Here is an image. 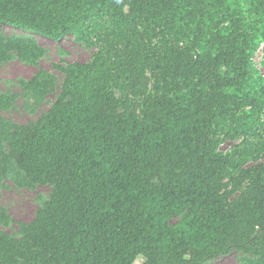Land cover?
<instances>
[{"label":"trees","instance_id":"obj_1","mask_svg":"<svg viewBox=\"0 0 264 264\" xmlns=\"http://www.w3.org/2000/svg\"><path fill=\"white\" fill-rule=\"evenodd\" d=\"M0 25L97 47L55 66L66 81L38 122H0V186L51 188L31 222L0 231V264H206L235 252L264 264V162L250 164L264 150V77L251 63L264 0H0ZM14 44L30 65L44 54ZM10 50L0 38V63ZM23 85L40 106L56 78L40 70ZM13 102L0 94L1 110ZM223 139L241 141L223 154Z\"/></svg>","mask_w":264,"mask_h":264},{"label":"rangeland","instance_id":"obj_2","mask_svg":"<svg viewBox=\"0 0 264 264\" xmlns=\"http://www.w3.org/2000/svg\"><path fill=\"white\" fill-rule=\"evenodd\" d=\"M0 38L4 43L11 46L9 52L11 58L0 63V94L14 96L13 105L9 110L0 109V122L4 120L15 127H31L38 122L61 92L66 81V75L57 70L55 66L66 68L73 63H86L97 51L96 46L86 44L73 36H67L58 42H54L5 25H0ZM21 39L33 40L44 50V54L36 65H30L22 59L19 46L14 44ZM251 63L257 74L264 77V49L262 45L254 54ZM40 70L54 75L56 86L54 91L45 97L40 106H33L30 93L23 84L31 80ZM132 101L135 105V112L140 116L143 98H132ZM240 141L241 139L236 141L223 139L218 151L226 154L232 151ZM262 143L264 144V135L262 136ZM260 162H264V150L258 159L250 164ZM50 190L49 186H37L34 189L23 188L18 186L13 179H5L0 186V209L11 221L7 225H0V231L14 236L19 223H29L33 220L42 203L48 199ZM183 217L184 215L174 217L169 224L175 226ZM249 259H255V257L235 252L206 264H246ZM141 261L140 259L137 260L136 264H140Z\"/></svg>","mask_w":264,"mask_h":264}]
</instances>
